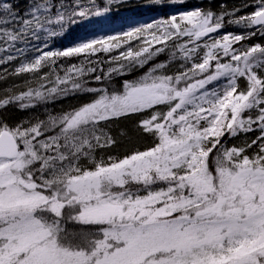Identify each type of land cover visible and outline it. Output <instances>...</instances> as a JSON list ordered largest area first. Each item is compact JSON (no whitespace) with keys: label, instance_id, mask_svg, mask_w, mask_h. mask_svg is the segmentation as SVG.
I'll return each instance as SVG.
<instances>
[{"label":"snow or ice","instance_id":"obj_1","mask_svg":"<svg viewBox=\"0 0 264 264\" xmlns=\"http://www.w3.org/2000/svg\"><path fill=\"white\" fill-rule=\"evenodd\" d=\"M128 3L0 0V264H264V0Z\"/></svg>","mask_w":264,"mask_h":264},{"label":"trees","instance_id":"obj_2","mask_svg":"<svg viewBox=\"0 0 264 264\" xmlns=\"http://www.w3.org/2000/svg\"><path fill=\"white\" fill-rule=\"evenodd\" d=\"M146 2L147 0H129V3L126 6L121 7L118 10H114L107 17L94 19L84 25L72 29L64 37L56 41L55 47L70 46L74 43L75 40H78L88 35H95L97 32L103 31L108 25L113 24L115 21L127 20L130 18V16L142 17L147 15L151 17L150 22H152L161 17H167L178 12L191 10L197 6H200L202 3L205 2V0H186L185 3H177L174 6H168L163 8L146 7ZM216 2L219 3L221 2V0H216ZM227 3L229 7H232L233 5L239 6L242 3V0H227ZM245 11H250V9H245ZM225 31L238 32L240 31V29L235 27H228L225 29ZM80 102V98H71L69 100L63 101L62 106L64 108H68L69 106L79 104ZM60 107L61 105H57V110H59ZM24 115V113L13 111L10 113V118L19 119L22 118ZM120 127L127 128L130 132V135L121 142L120 146L116 150H114L115 154L123 155L133 149H143L148 146L149 141L146 138L139 137L134 131L131 130V122H122Z\"/></svg>","mask_w":264,"mask_h":264},{"label":"rangeland","instance_id":"obj_3","mask_svg":"<svg viewBox=\"0 0 264 264\" xmlns=\"http://www.w3.org/2000/svg\"><path fill=\"white\" fill-rule=\"evenodd\" d=\"M96 35H101V33H98V34H96ZM75 42H77V40H75L74 43H75Z\"/></svg>","mask_w":264,"mask_h":264}]
</instances>
